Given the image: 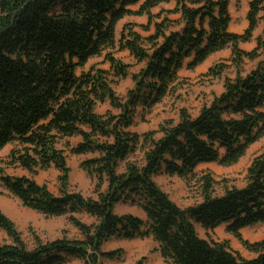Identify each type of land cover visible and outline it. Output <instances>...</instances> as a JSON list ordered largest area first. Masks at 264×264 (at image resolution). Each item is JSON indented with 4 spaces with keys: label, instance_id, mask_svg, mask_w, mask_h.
<instances>
[{
    "label": "trees",
    "instance_id": "16d2710c",
    "mask_svg": "<svg viewBox=\"0 0 264 264\" xmlns=\"http://www.w3.org/2000/svg\"><path fill=\"white\" fill-rule=\"evenodd\" d=\"M174 1V9L153 15L154 8L171 0H0V151L19 145L4 165L30 174L56 169L59 195L30 178L6 174L1 163L0 187L46 217L68 216L83 235L75 241L37 239L30 247L0 210V231L11 240L0 243V264H104L123 254L103 251L112 238H152L164 261L172 264H264V240L252 243L241 235L264 225V150L248 167L244 187L226 186L216 196L215 180L205 175L199 179L202 202L186 209L155 180L166 174L189 181L199 165H235L264 137V0L249 3L242 34L230 31L229 0ZM129 16H147L141 29L154 32L143 37L130 25L124 29L120 50L144 67L121 101L113 87L129 76L130 65L108 53L110 70L93 68L81 75L77 70L116 47V27ZM261 24L257 47L246 52L241 45L252 41ZM229 48L239 73L246 59H263L246 76L226 80L223 93L199 115L182 110L178 122L167 121L157 132L131 131L138 109L160 104L178 71L194 70ZM225 69L219 64L207 76L217 78ZM106 102L115 112L98 114V105ZM77 137L81 141L70 152L91 156L82 168L96 180L95 198L68 190L70 169L59 143ZM136 152L142 154L140 162L130 160ZM119 204L138 206L147 219L117 215ZM80 213L97 223H82L75 217ZM222 225L253 258L197 232V226L208 232Z\"/></svg>",
    "mask_w": 264,
    "mask_h": 264
},
{
    "label": "rangeland",
    "instance_id": "374dc122",
    "mask_svg": "<svg viewBox=\"0 0 264 264\" xmlns=\"http://www.w3.org/2000/svg\"><path fill=\"white\" fill-rule=\"evenodd\" d=\"M230 13L232 22L230 31L242 34L247 26V11L243 8V1L229 0ZM140 4L133 6L132 10H139ZM175 7V1L171 0L168 4H162L152 10L153 15L161 13L163 10H172ZM170 19L178 20L180 15H170ZM148 24L147 16H129L124 18L116 27V47L103 53L100 57L90 59L83 68L77 70V74L81 75L93 68L110 70V64L106 60V55L110 53L116 59L125 64L130 65L129 76L126 79H120L113 89L115 96L124 101L130 90L133 89L135 82L133 76L140 73L144 65H137L130 52L120 50L119 41L126 26L147 37L154 32H145L142 26ZM174 30L178 27H173ZM263 24L255 31L251 42L242 44L241 48L246 52H252L257 47V38L261 36ZM232 50L226 49L211 55L205 63L198 66L194 70H188L186 67L178 71L177 80L171 86V91L163 101L151 108L150 110L138 109L135 124L131 128L133 133L139 135L150 132H157L160 127L167 121L178 122L180 112L187 111L191 116L199 115L204 106L211 104L213 99L220 96L224 91V83L226 80H234L239 74L244 77L251 71L256 69L262 57L250 61L246 59L241 67V71L235 68L231 62ZM219 64L226 66L221 76L215 78L207 76L210 69ZM108 112H115L109 102L99 104L97 113L105 115ZM160 134L157 136L159 137ZM81 138L64 139L59 143V148L64 152L67 158L68 167L70 169L68 190L73 193H80L85 198H95L96 180L82 168V163L91 158L90 155L77 156L72 155L70 149L77 146ZM19 148L17 143L9 144L0 151V163L5 167L6 174L14 177H27L36 181L40 185H45L55 195H59V172L51 168L47 171H39L37 174H30L20 167L5 166L10 152ZM264 150V137L254 143L247 150L245 156L232 166H223L220 163L202 164L195 170L196 177L186 181L179 176H169L166 174L159 175L155 180L160 188L166 192L170 198L181 208L197 205L202 202L201 194L202 183L199 181L205 175H210L216 182L214 194L220 196L224 194L226 186L242 188L246 185L247 169L255 157ZM131 161L140 162L142 154L134 153ZM0 210L15 224L22 239L30 247L34 246L38 239L42 243H50L59 239H67L71 241L83 240L81 232L70 222L68 216L63 217H46L36 211L30 210L22 205V203L7 190L0 187ZM118 215L131 213L129 215H143V211L135 205L119 204L116 206ZM128 215V214H126ZM75 217L82 223L93 226L97 223L95 218L85 213L76 214ZM144 220V219H143ZM197 232L201 238L211 239L217 242H228L232 250L237 251L240 242L227 231L226 225H222L213 231H205L201 226H197ZM244 240L249 242H258L264 240V225H257L244 229L241 232ZM0 243H11L8 235L0 231ZM158 244L152 238L123 240L119 238L110 239L103 246L104 252L121 250L123 254L119 259L113 261H104V264H166L161 258L160 252L157 250ZM68 264H82L80 260H71ZM168 264V263H167Z\"/></svg>",
    "mask_w": 264,
    "mask_h": 264
},
{
    "label": "crops",
    "instance_id": "0c3cea01",
    "mask_svg": "<svg viewBox=\"0 0 264 264\" xmlns=\"http://www.w3.org/2000/svg\"><path fill=\"white\" fill-rule=\"evenodd\" d=\"M145 1V0H144ZM241 1H243V8H244V10L245 11H247L248 12V10H249V3L252 1V0H241ZM115 213H116V207H115ZM117 214V213H116ZM126 214H131V213H126ZM126 214H122V215H126ZM118 215V214H117ZM133 215V214H132ZM121 216V215H120ZM134 216H136V215H134ZM137 217H140L141 219H144V220H146L147 218H146V215H145V213L143 212V215L141 216V215H137ZM237 252H239L244 258H246V259H251V258H253V255L252 254H250L242 245H240V247H239V250H237ZM161 258H162V256H161ZM162 260H163V262L164 263H168V262H165L164 261V259L162 258ZM168 264H172V263H168Z\"/></svg>",
    "mask_w": 264,
    "mask_h": 264
}]
</instances>
